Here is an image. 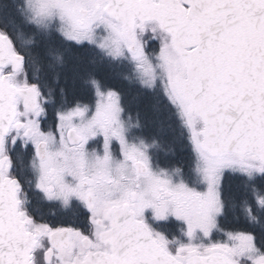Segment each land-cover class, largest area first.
Masks as SVG:
<instances>
[{
  "label": "snow or ice",
  "instance_id": "obj_1",
  "mask_svg": "<svg viewBox=\"0 0 264 264\" xmlns=\"http://www.w3.org/2000/svg\"><path fill=\"white\" fill-rule=\"evenodd\" d=\"M0 264H264V0H0Z\"/></svg>",
  "mask_w": 264,
  "mask_h": 264
},
{
  "label": "rangeland",
  "instance_id": "obj_2",
  "mask_svg": "<svg viewBox=\"0 0 264 264\" xmlns=\"http://www.w3.org/2000/svg\"><path fill=\"white\" fill-rule=\"evenodd\" d=\"M121 87H125V88H127V85H120ZM181 157V158H180ZM180 157H179V155L177 156V160H180V161H185L186 160V157H182L181 155H180Z\"/></svg>",
  "mask_w": 264,
  "mask_h": 264
},
{
  "label": "trees",
  "instance_id": "obj_3",
  "mask_svg": "<svg viewBox=\"0 0 264 264\" xmlns=\"http://www.w3.org/2000/svg\"><path fill=\"white\" fill-rule=\"evenodd\" d=\"M179 157H180V155H179ZM181 158V157H180Z\"/></svg>",
  "mask_w": 264,
  "mask_h": 264
}]
</instances>
